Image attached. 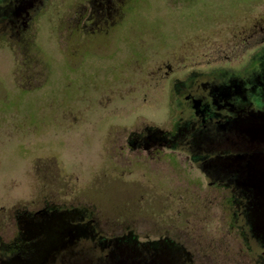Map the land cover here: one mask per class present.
Here are the masks:
<instances>
[{"label":"flooded vegetation","instance_id":"af4514ba","mask_svg":"<svg viewBox=\"0 0 264 264\" xmlns=\"http://www.w3.org/2000/svg\"><path fill=\"white\" fill-rule=\"evenodd\" d=\"M121 1L96 4L93 34L71 35L69 49L61 44L68 37L57 34L63 62L71 71L78 70L73 63L84 47L94 46L92 55L107 59V70L94 67L92 99L74 94L68 103L52 100L44 115L0 113V133L13 146L12 152L21 154L29 192L28 204L17 205L22 208L17 207L16 215L7 216L15 229L9 239L0 234V264L32 261L41 242L58 235L62 243L46 259L51 264H95L100 251L111 264H174L180 237L139 240L129 219L136 203L190 200L196 197L190 190L195 180L232 186L230 170L242 176L255 164L244 162L243 154L235 155L227 147L243 142L246 113L264 117V16L258 8L239 5L235 7L239 13L220 22L216 33L193 34L171 48L150 49L143 33H126L131 28L120 23L126 9ZM37 2L0 0V51L7 48L13 56L27 59L11 72L17 77L28 74L14 82L19 90L38 87L31 54L34 22L49 4L37 7ZM132 68L142 74L135 85L125 81ZM44 73L49 80L52 70L45 68ZM185 73L187 80L181 81L179 75ZM148 74L155 85L148 82ZM1 80L0 76V86ZM165 89L179 113L152 119L143 111L149 100L165 101L159 95ZM77 102L84 104L85 112L71 108ZM40 136L43 140L37 142ZM41 149L45 155L36 154ZM58 150L62 161L55 155ZM85 152L92 157L82 158ZM258 154L264 157V148ZM117 185L134 188L121 199L135 205L132 211L126 208L112 216L99 204V193ZM0 217L3 232L4 215ZM106 233L122 236L107 238ZM89 248L93 258H84Z\"/></svg>","mask_w":264,"mask_h":264},{"label":"rangeland","instance_id":"374dc122","mask_svg":"<svg viewBox=\"0 0 264 264\" xmlns=\"http://www.w3.org/2000/svg\"><path fill=\"white\" fill-rule=\"evenodd\" d=\"M38 1L37 7L43 2L49 4L47 7L44 5L34 22L35 37H33L31 54L35 56L32 65L36 67L34 75L38 87L30 91L19 90L14 82L22 81L21 77H27L28 74L17 77L11 72L14 67L22 65L27 59L23 56L17 57L16 54L13 56L7 48L1 50L0 98L3 103L0 113L5 115H44L49 113L48 107L52 100L56 103H68L71 95L74 94L79 98L92 99L96 81L94 67L101 65L107 70V59L102 61L94 57L92 51L96 48L91 46L84 47L80 51L81 54L73 63L79 68L75 72L71 71L63 62L57 34L63 35L64 39L68 37V42H61L65 49L70 47L71 35H92L95 5L110 0ZM120 4L126 7L121 11L120 23L127 25L128 29L131 28L126 33L130 35L143 33L144 43L150 49L171 48L177 41H184L193 34L216 33L220 22L239 13L235 9L239 5L247 9L256 7L260 16H264V0H122ZM88 49L89 53L86 52ZM45 68L47 71L52 70L49 80L44 73ZM150 76L151 74H148V82L155 85ZM141 77L140 70L132 68L125 81L135 85L141 81ZM179 77L181 81H185L188 74H181ZM210 79L214 81L213 78ZM47 80L49 83L43 84ZM67 82L71 85L66 84ZM78 87L81 90H77ZM166 89L159 92V95L166 100L162 103L149 100L143 113L152 119L162 118L168 113L174 116L179 113L175 105L168 101V96L171 94H167ZM151 96L152 93L148 97ZM81 103L72 104L71 108L75 109V112H85L84 104ZM242 119L243 142L238 145L228 144L227 148L235 155L243 154L244 162L252 160L257 166L254 164L253 169L249 165V168L244 169L242 176L240 174L237 176L234 169L230 170L228 174L232 173L231 176H234L232 179L228 178L234 180L232 186L229 183L224 184L223 187L209 186L206 182L195 180L197 184L190 187V190L196 194L193 199H181L176 202L146 200L135 205L133 201L121 199L125 194L133 193L134 188L117 185L111 189L107 187L105 191L99 193V204L112 216L126 212V208L132 211L135 205L136 212L129 219L136 227L135 235L143 242L179 236L185 246L178 242L181 246L177 247V253L173 256L176 258L177 255L174 264L264 263V157L258 154L264 148V145H260L264 144V117L249 112ZM6 140V137L0 133V198H3L0 201V214L4 215L3 232L0 234L2 233L4 240L11 238L14 233L13 222L11 223L7 216L16 215L19 207L17 205L28 204L29 193L28 188L24 186V170L18 157L20 153L16 149L12 152L13 146L11 147ZM40 140H43L42 136L36 138L37 142ZM46 152L45 149H41L36 154L45 155ZM56 152L54 154L62 161L61 151ZM252 154H256L257 157ZM81 157L91 158L92 154L85 152ZM187 187L189 186L181 185V189ZM21 208L22 206L19 210ZM105 235L107 238L122 236L108 233ZM57 237L50 239L51 242L46 244L43 240L41 247L39 246L40 252L32 256L35 257L34 260L17 261L13 264H51L46 259L51 258L52 249L62 243L60 241L62 236ZM87 251V253L84 251V258H93L92 249L89 248ZM103 255L100 251L98 262L95 264H111L103 259Z\"/></svg>","mask_w":264,"mask_h":264},{"label":"trees","instance_id":"16d2710c","mask_svg":"<svg viewBox=\"0 0 264 264\" xmlns=\"http://www.w3.org/2000/svg\"><path fill=\"white\" fill-rule=\"evenodd\" d=\"M262 264H264V263H262Z\"/></svg>","mask_w":264,"mask_h":264}]
</instances>
